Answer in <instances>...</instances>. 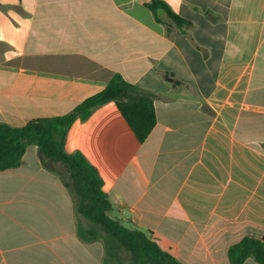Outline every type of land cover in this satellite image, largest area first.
<instances>
[{
  "label": "crops",
  "instance_id": "obj_1",
  "mask_svg": "<svg viewBox=\"0 0 264 264\" xmlns=\"http://www.w3.org/2000/svg\"><path fill=\"white\" fill-rule=\"evenodd\" d=\"M164 1L192 27L157 21L150 0H0V124L67 115L117 74L154 93L144 143L111 102L66 151L98 169L113 218L173 242L182 264H230V247L264 239V0ZM56 165L29 146L0 172V264L104 263Z\"/></svg>",
  "mask_w": 264,
  "mask_h": 264
},
{
  "label": "trees",
  "instance_id": "obj_2",
  "mask_svg": "<svg viewBox=\"0 0 264 264\" xmlns=\"http://www.w3.org/2000/svg\"><path fill=\"white\" fill-rule=\"evenodd\" d=\"M146 7L159 22V13H164L178 28L192 27L164 0H150ZM164 79L174 86L182 84L172 73H165ZM155 98L154 93L140 89L117 74L102 92L86 99L67 115L34 119L19 128L0 124V172L20 167L29 146L38 147L46 165L48 162L60 165L64 169V174L59 173L64 185L78 197L77 211L96 227L90 237L80 228V236L86 242L96 239L104 242L106 259L103 264H125L110 241L129 254V264H182L173 242L113 218V207L98 169L82 152L66 151L67 135L72 126L87 121L97 108L111 102L116 103L138 142L144 143L157 124ZM228 258L230 264H244L248 259L264 264V239L245 237L229 248Z\"/></svg>",
  "mask_w": 264,
  "mask_h": 264
},
{
  "label": "rangeland",
  "instance_id": "obj_3",
  "mask_svg": "<svg viewBox=\"0 0 264 264\" xmlns=\"http://www.w3.org/2000/svg\"><path fill=\"white\" fill-rule=\"evenodd\" d=\"M53 168L60 174H64V169L60 166V165H56V166H53ZM100 232V235L103 233L101 231ZM110 243L113 244V246L115 247V249L117 250V253L120 255V257L122 259H124V261H126L125 263L126 264H129V261H130V256L129 254H127L117 243H115L114 241H110Z\"/></svg>",
  "mask_w": 264,
  "mask_h": 264
}]
</instances>
